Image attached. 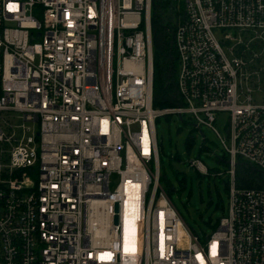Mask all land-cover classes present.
<instances>
[{"label":"built area","instance_id":"1","mask_svg":"<svg viewBox=\"0 0 264 264\" xmlns=\"http://www.w3.org/2000/svg\"><path fill=\"white\" fill-rule=\"evenodd\" d=\"M151 14L152 0H0V264H264V185L235 183L237 158L264 174V0L170 1L165 108ZM172 114L228 156L225 214L204 237L159 183L155 121Z\"/></svg>","mask_w":264,"mask_h":264},{"label":"rangeland","instance_id":"2","mask_svg":"<svg viewBox=\"0 0 264 264\" xmlns=\"http://www.w3.org/2000/svg\"><path fill=\"white\" fill-rule=\"evenodd\" d=\"M176 1L178 4L183 2ZM174 65L176 70V61ZM227 120L226 112H217L213 123L219 135L226 140ZM194 123L187 115L180 118L175 114L162 115L155 121L159 145V183L170 194L171 202L185 222L203 236L209 235L214 228L211 226L225 214L227 191L224 180L228 167L217 160V156L223 154V147L216 133L205 125L195 127ZM187 138L193 141L189 150L184 145ZM193 159H199L206 166L208 170L205 174L189 164ZM216 171L221 175H215ZM117 182V175H111L110 189ZM219 198L224 205L223 210L216 207V204H220Z\"/></svg>","mask_w":264,"mask_h":264},{"label":"trees","instance_id":"3","mask_svg":"<svg viewBox=\"0 0 264 264\" xmlns=\"http://www.w3.org/2000/svg\"><path fill=\"white\" fill-rule=\"evenodd\" d=\"M173 0H152V14H151V29L153 41V106L156 108L171 107L177 104V93L175 87V68L174 64L176 57L170 39L167 36L165 24L166 8ZM181 5V4H180ZM193 141L187 138L184 142L185 147L189 150ZM159 146V145H158ZM177 157V156H176ZM178 158V157H177ZM217 160L228 167V156L223 151V154L217 156ZM215 169V168H214ZM185 182V178H183ZM235 183L239 187H256L264 185V174L257 168L249 165L246 161L237 158L235 164ZM225 189L228 193V178L224 180ZM170 196V194L168 193ZM220 204L216 207L224 209L222 200L219 198ZM226 207V206H225ZM218 221V219H217ZM217 221L214 226L216 227ZM192 232L199 237L196 230H194L188 223H186ZM213 228V229H214Z\"/></svg>","mask_w":264,"mask_h":264}]
</instances>
